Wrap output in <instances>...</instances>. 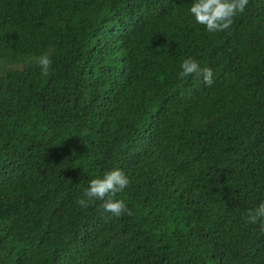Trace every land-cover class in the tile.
<instances>
[{
	"label": "trees",
	"instance_id": "1",
	"mask_svg": "<svg viewBox=\"0 0 264 264\" xmlns=\"http://www.w3.org/2000/svg\"><path fill=\"white\" fill-rule=\"evenodd\" d=\"M191 3L0 0V264H264V0ZM117 167L125 212L77 204Z\"/></svg>",
	"mask_w": 264,
	"mask_h": 264
},
{
	"label": "clouds",
	"instance_id": "2",
	"mask_svg": "<svg viewBox=\"0 0 264 264\" xmlns=\"http://www.w3.org/2000/svg\"><path fill=\"white\" fill-rule=\"evenodd\" d=\"M247 3L248 0H192L188 13L196 24L203 25L209 33L219 32L230 27L234 18L245 11ZM36 63L43 73H47L52 63L50 54H41ZM179 74L181 76L199 74L206 84L212 83V70L207 67L201 68L191 57L181 62ZM129 182V177L121 168L107 170L102 175L90 179L83 198L78 199L77 204L86 207L89 201H103L104 211L118 217L127 210L126 205L122 200L111 197L123 191ZM258 219H264V203L248 216L251 223H256Z\"/></svg>",
	"mask_w": 264,
	"mask_h": 264
}]
</instances>
